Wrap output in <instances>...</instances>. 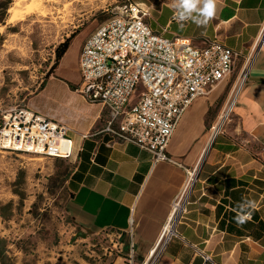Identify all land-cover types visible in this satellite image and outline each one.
<instances>
[{
  "label": "crops",
  "instance_id": "1",
  "mask_svg": "<svg viewBox=\"0 0 264 264\" xmlns=\"http://www.w3.org/2000/svg\"><path fill=\"white\" fill-rule=\"evenodd\" d=\"M151 2L154 30L197 47L218 40L241 56L231 76L184 113L167 149L176 163H154L149 151L105 131L110 111L79 91L82 39L69 47L61 73L49 76L30 106L69 128L75 149L68 179L72 227L82 237L120 233L125 256L115 264H129L132 249L135 264H142L160 250L173 204L188 171H195L187 210L162 250V263L264 264V45L254 50L264 27V0H216L217 13L206 26L178 21L174 0ZM245 73L229 121L212 140Z\"/></svg>",
  "mask_w": 264,
  "mask_h": 264
},
{
  "label": "built area",
  "instance_id": "2",
  "mask_svg": "<svg viewBox=\"0 0 264 264\" xmlns=\"http://www.w3.org/2000/svg\"><path fill=\"white\" fill-rule=\"evenodd\" d=\"M149 16L143 4L127 3L87 38L81 51L79 91L89 102L100 103L110 111L105 131L115 141L149 151L154 163H176L167 149L184 113L197 97L207 95L231 76L241 53L218 40L197 47L179 36L166 37L151 27ZM263 45L264 27L254 50ZM246 75L235 87L231 97L234 104ZM133 95L137 99L131 103ZM0 148L67 160L75 155L69 128L28 107L4 118ZM196 180L197 173L188 171L160 250L153 251L142 264H165L161 261L162 250L175 235V223L187 210L188 192ZM131 254L129 264H135L133 249Z\"/></svg>",
  "mask_w": 264,
  "mask_h": 264
},
{
  "label": "rangeland",
  "instance_id": "3",
  "mask_svg": "<svg viewBox=\"0 0 264 264\" xmlns=\"http://www.w3.org/2000/svg\"><path fill=\"white\" fill-rule=\"evenodd\" d=\"M151 1L157 0H0V124L12 112L32 109L31 98L49 76L61 73L65 55L57 63L60 45L78 39L83 45L130 2L143 4L151 15ZM2 3H8L5 14ZM30 4L35 9L27 11ZM11 8L22 15L12 19ZM136 99L133 95L131 103ZM73 169L70 160L0 148V237L7 240V263L115 264L125 256L120 233L82 237L73 229L67 210Z\"/></svg>",
  "mask_w": 264,
  "mask_h": 264
},
{
  "label": "clouds",
  "instance_id": "4",
  "mask_svg": "<svg viewBox=\"0 0 264 264\" xmlns=\"http://www.w3.org/2000/svg\"><path fill=\"white\" fill-rule=\"evenodd\" d=\"M174 6L178 21L192 19L198 26H206L217 13L216 0H174ZM193 12L198 15L193 16ZM237 222L241 223L242 219L237 217Z\"/></svg>",
  "mask_w": 264,
  "mask_h": 264
},
{
  "label": "trees",
  "instance_id": "5",
  "mask_svg": "<svg viewBox=\"0 0 264 264\" xmlns=\"http://www.w3.org/2000/svg\"><path fill=\"white\" fill-rule=\"evenodd\" d=\"M1 7L4 10L3 14H5L6 10L8 9V3H2ZM3 21H4V16L0 15V23H2ZM69 47H70V41L67 40L65 43H63L62 45H60L57 48V63L66 54ZM1 214H2V216L7 217L6 213H1ZM7 252H8L7 240L0 237V262H1V264H9L6 262L7 261V255H6Z\"/></svg>",
  "mask_w": 264,
  "mask_h": 264
},
{
  "label": "bare ground",
  "instance_id": "6",
  "mask_svg": "<svg viewBox=\"0 0 264 264\" xmlns=\"http://www.w3.org/2000/svg\"><path fill=\"white\" fill-rule=\"evenodd\" d=\"M19 1H21V0H19ZM36 1H40V0H32V3H35ZM50 1H52V2H58L59 0H50ZM33 9H35V7L32 4H30V5H28L26 7V10L27 11H32ZM10 11H13L12 19H16V18H18L19 16L22 15L21 11L20 10H17L16 8H11ZM233 106H234V103L233 102L229 103V105L226 107L225 111L223 113H221V115H220L221 116V120L219 121V123L216 125V127L214 129V133H213V135L211 137L212 140L214 139L215 135L219 131H221V129L223 127V123L225 122L226 117L232 111Z\"/></svg>",
  "mask_w": 264,
  "mask_h": 264
},
{
  "label": "water",
  "instance_id": "7",
  "mask_svg": "<svg viewBox=\"0 0 264 264\" xmlns=\"http://www.w3.org/2000/svg\"><path fill=\"white\" fill-rule=\"evenodd\" d=\"M215 137H216V136H215ZM215 137H214V139H215ZM214 139H213V140H214Z\"/></svg>",
  "mask_w": 264,
  "mask_h": 264
}]
</instances>
